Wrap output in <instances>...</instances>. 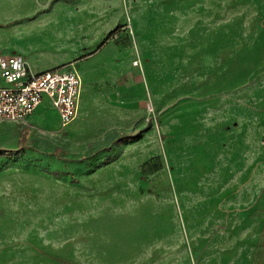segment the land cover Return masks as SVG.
Here are the masks:
<instances>
[{"label": "rangeland", "instance_id": "rangeland-1", "mask_svg": "<svg viewBox=\"0 0 264 264\" xmlns=\"http://www.w3.org/2000/svg\"><path fill=\"white\" fill-rule=\"evenodd\" d=\"M21 27L82 87L0 121V264H264V0H0V54Z\"/></svg>", "mask_w": 264, "mask_h": 264}, {"label": "built area", "instance_id": "built-area-1", "mask_svg": "<svg viewBox=\"0 0 264 264\" xmlns=\"http://www.w3.org/2000/svg\"><path fill=\"white\" fill-rule=\"evenodd\" d=\"M0 121H26L44 102L66 128L78 115L82 78L76 65L34 73L24 56L0 54Z\"/></svg>", "mask_w": 264, "mask_h": 264}, {"label": "crops", "instance_id": "crops-1", "mask_svg": "<svg viewBox=\"0 0 264 264\" xmlns=\"http://www.w3.org/2000/svg\"><path fill=\"white\" fill-rule=\"evenodd\" d=\"M16 32L22 38V40L25 41V42H23V43L19 44L18 46H16L15 47V51L18 54H21L22 56H24V58L27 61V64H28L29 68L34 73H43L45 71H48V70H51V69H54V68H57V67H60V66H67L68 65L67 63L71 62L74 59L75 55H76L74 52H72L73 54H71L70 56H65L66 59L63 60V61H60V62H58L56 64H53V65H50V66H47V67L39 68L37 59L40 56H37L36 53H40V52L37 51V49H36L37 47L34 48L35 45L26 43L28 41L29 37L34 36L38 32L33 30V29L28 30V29H26L24 27H21V29H17ZM16 38H18V37H16ZM52 47H54V46H52ZM56 51L57 50H55L52 55L59 57L60 53L56 52ZM71 65H74V64H71ZM45 105H50V104L48 102H44L39 108H41L42 106H45Z\"/></svg>", "mask_w": 264, "mask_h": 264}, {"label": "trees", "instance_id": "trees-1", "mask_svg": "<svg viewBox=\"0 0 264 264\" xmlns=\"http://www.w3.org/2000/svg\"><path fill=\"white\" fill-rule=\"evenodd\" d=\"M113 34H114V31L110 32L109 35L103 40L102 44H104L106 41H108ZM138 136H139L138 133L126 135V136H121L117 139V143H122L124 141L136 139ZM28 137H29V131H26L25 133L21 134V136L19 138L18 148H0V156L1 157L13 156L15 154L23 153L27 147L26 143L28 141ZM168 138H172V136H168ZM57 152H58V150H57ZM55 175L59 176V173H55Z\"/></svg>", "mask_w": 264, "mask_h": 264}]
</instances>
